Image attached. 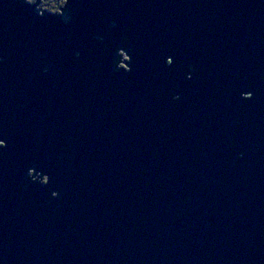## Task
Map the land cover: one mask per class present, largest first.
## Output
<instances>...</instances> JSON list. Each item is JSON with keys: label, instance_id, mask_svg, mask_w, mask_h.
Returning <instances> with one entry per match:
<instances>
[{"label": "water", "instance_id": "water-1", "mask_svg": "<svg viewBox=\"0 0 264 264\" xmlns=\"http://www.w3.org/2000/svg\"><path fill=\"white\" fill-rule=\"evenodd\" d=\"M33 2L0 0V264H264V0Z\"/></svg>", "mask_w": 264, "mask_h": 264}, {"label": "snow or ice", "instance_id": "snow-or-ice-1", "mask_svg": "<svg viewBox=\"0 0 264 264\" xmlns=\"http://www.w3.org/2000/svg\"><path fill=\"white\" fill-rule=\"evenodd\" d=\"M27 3H32V0H27ZM166 63L168 65H171L172 67L166 68L164 69V71L170 76H172L174 79L180 81L181 77L183 76L184 80H191L192 76L188 75V73L191 71L190 67L187 66V71L182 73V70L179 67V61L175 56H173L172 58H168L166 60ZM252 95H253L252 92H249L250 99L252 98ZM4 147H5L4 138L0 137V150H2ZM48 183H49L48 179L42 181L43 185H47ZM52 195H55V192H53Z\"/></svg>", "mask_w": 264, "mask_h": 264}, {"label": "flooded vegetation", "instance_id": "flooded-vegetation-1", "mask_svg": "<svg viewBox=\"0 0 264 264\" xmlns=\"http://www.w3.org/2000/svg\"><path fill=\"white\" fill-rule=\"evenodd\" d=\"M33 1H34L33 3H35V1H36V3H38L39 6H41V5L44 4V7H46V8H43L42 10L43 11H46L48 13H52V14L59 12V10L64 6L63 5L64 4V0H44V3L43 4H42V0H33ZM47 1H48V3H46ZM49 3L55 5V8H56L55 11H50L49 10ZM61 4L63 6H60ZM123 59L124 58H122V60Z\"/></svg>", "mask_w": 264, "mask_h": 264}, {"label": "clouds", "instance_id": "clouds-1", "mask_svg": "<svg viewBox=\"0 0 264 264\" xmlns=\"http://www.w3.org/2000/svg\"><path fill=\"white\" fill-rule=\"evenodd\" d=\"M42 3H44V0H42ZM49 10L50 11H55L56 10V8H55V5H49Z\"/></svg>", "mask_w": 264, "mask_h": 264}, {"label": "rangeland", "instance_id": "rangeland-1", "mask_svg": "<svg viewBox=\"0 0 264 264\" xmlns=\"http://www.w3.org/2000/svg\"><path fill=\"white\" fill-rule=\"evenodd\" d=\"M123 66V64H121Z\"/></svg>", "mask_w": 264, "mask_h": 264}]
</instances>
